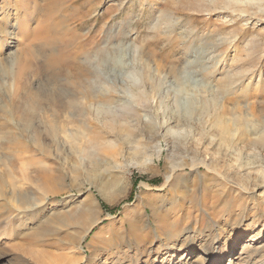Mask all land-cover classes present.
Instances as JSON below:
<instances>
[{
  "label": "rangeland",
  "instance_id": "obj_1",
  "mask_svg": "<svg viewBox=\"0 0 264 264\" xmlns=\"http://www.w3.org/2000/svg\"><path fill=\"white\" fill-rule=\"evenodd\" d=\"M43 29L90 59L104 95L84 116L80 98L45 105L77 79L36 75ZM23 86L44 117L75 120L22 139L0 184V264H156L171 248L206 264L240 234L216 264H264V0H0V123ZM81 210L95 222L82 241L56 224Z\"/></svg>",
  "mask_w": 264,
  "mask_h": 264
},
{
  "label": "bare ground",
  "instance_id": "obj_2",
  "mask_svg": "<svg viewBox=\"0 0 264 264\" xmlns=\"http://www.w3.org/2000/svg\"><path fill=\"white\" fill-rule=\"evenodd\" d=\"M5 10H7V9H5ZM33 41L36 43V49L34 51L32 50L31 52L28 51V54L30 55V57L34 58L36 62L43 59V60H41V64L39 63V65H37V67L35 68L36 75H41V74H47L48 75V73H50V75L48 76L49 77L48 82L51 83V82H54L56 77H57L56 72L61 70L60 68H62V71H63V68L67 67V68H69L70 72H67L68 74L65 76L71 77V78L74 77L77 79L76 80L77 83H75V86L72 85V86H74L73 88H71L69 90L66 89L67 91L65 90V93H59L60 92L59 91L58 92L59 94L56 92H52V93H46L43 95V92H42V96L43 97L46 96V101H44L46 106L56 108V109H60V110H66L70 106L68 104L67 100L73 101L77 98H80L77 101V103L74 105H76V107L78 109L77 112L82 113V115L84 116V113L86 111L91 110L90 106L93 105V103L91 105H89L91 102H94L95 100L96 101H100V100L102 101L103 100L102 99V97L104 95L103 91L96 93V91L99 90L97 88L99 85L98 86L96 85V83L98 81L97 79L99 76L98 77L95 76V78L97 77V79H96L97 81L95 82L94 85H96L97 87L96 86L95 87L98 89L95 91L93 90V87L91 88V85L89 83V82H91V80H90L91 78L88 79L89 81L87 80L89 84L84 79L89 75L90 71H92L93 69L90 70L91 66H90V68L88 67L89 63L87 64V62H88L89 58L87 59V62H85L84 59H83L84 61H82V62L79 61L80 57L84 55V54H82L83 49L81 46H79L78 44H76L77 46H75V44L73 45L71 43L72 41L63 40V39H59L57 37H54L51 34V32L45 31L44 29L40 30L34 36ZM4 44L6 45V47L10 46V43L8 41H6ZM67 54H68V56H67ZM89 61H90V59H89ZM98 69H101V67L99 66ZM59 72H58V74H59ZM64 74H65V71H64ZM92 75H93V73L90 74V76H92ZM48 82H47V84H48ZM70 82H71V80H70ZM74 82H72V84H74ZM92 85H93V83H92ZM51 86H52V84H51ZM66 87H67V85H66ZM56 88H55V90H56ZM96 88H94V89H96ZM58 89L60 90L59 87H58ZM45 90H47V89H45ZM61 91H62V89H61ZM20 94L22 95V93H20ZM23 95H24L23 101H21V100L16 101V102L12 101L13 103L11 104V108H10L11 110L4 112L6 114V116L4 117V120L0 123V127H2L5 130L3 133V136H0V172L2 175L0 177V184H2V185L3 184L5 185L6 175H8L16 167V165L13 162L16 161V159L19 160L20 159L19 157H21L20 155L24 152V148H25L24 145L25 144L23 143L24 142L22 140L23 138H48V137L59 138L60 137L59 134L61 133V131L64 133L67 132L64 129L65 127L61 128L60 124L61 123H67V124L70 123V125H71V122L73 123V120H75V118H73L74 115H70L67 118L61 119L59 121L60 117H59V114H57V113H53L52 115H50V117L48 115H46L48 118L44 117L43 112H42L43 101L40 99L41 98L40 94H38V95L36 93L31 94V92H28V90L23 86ZM12 99H14V98L12 97L11 100ZM72 101H69V102H72ZM21 104L22 105L25 104L22 109L18 108V107H20ZM94 109H96V107ZM202 110H203V108H202ZM203 111L206 112L207 111L206 108ZM98 112H97V114H98ZM95 113L96 112H94V114ZM90 115L93 116V114H90ZM90 115H88V116L90 117ZM95 118H96V115H95ZM78 120H80V119H78ZM82 120H83V118H82ZM88 120H90V119H88ZM88 120L86 122L89 123ZM93 120H96V119L93 118ZM78 122H80V121H78ZM78 122H77V124H79ZM86 122L83 123L85 126H87V124H88V123L86 124ZM65 125L66 124H64V126ZM75 125L73 128H75ZM42 126H44L46 128L47 132H43V130L41 129ZM71 126H73V125H71ZM78 128H80V127H78ZM84 130H86V129H84ZM74 131H77V130L74 129ZM64 133H63V135H64ZM77 134L75 133V134H73V136H75V138H76ZM220 134H221L222 138H229L226 136L228 133L225 129L221 130ZM68 136H70V135H68ZM73 136H72V138H73ZM139 145H141V144H139ZM139 151L141 152V150H139ZM139 151L135 150V153H140ZM12 152H17V154L14 153V154H16L15 158L12 157ZM146 163H147V159H145V158H144V160H141V161L139 159H136V162H135L136 165L135 166L138 168L144 167ZM97 164L98 163L95 162V165H97ZM110 184H112V185L117 184V181L115 179H113V181H111ZM101 187L102 186H100V189H102ZM100 192H102V191H100ZM56 221H57L56 224H58L59 226H64L65 229H69V228H73V227L78 228V231L79 232L81 231L83 233V237H82L81 241L89 233L91 228L95 225V222L93 221V219L90 218L84 212V210H81L78 212L68 213L67 215H63L62 217L57 218ZM244 236H245L244 234H240L237 237L232 238L229 242H227L226 244L223 245L224 249L221 250L219 253L215 254L214 256L210 257L206 261V264H208V263L216 264V262L218 261L217 260L218 258H219V261H221L223 259L224 252L230 251L233 248V245L235 244L236 240L239 241L240 239H244ZM195 240L196 239L194 237V240H192V243L190 245L191 250H189L190 253H188V256L191 255V253L194 249H198L195 245ZM175 255H176V251L173 248L168 249V250H164L161 252V254L159 256L160 259L159 260L155 259L156 264H160L162 262H168L170 264H183V263L179 262V260H178V262H176L177 260H174L173 257ZM202 255L203 254L199 253V255H196L194 257H190L191 259H190L189 263L201 264V262L204 259ZM216 257H218V258L216 259Z\"/></svg>",
  "mask_w": 264,
  "mask_h": 264
}]
</instances>
